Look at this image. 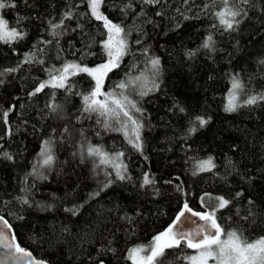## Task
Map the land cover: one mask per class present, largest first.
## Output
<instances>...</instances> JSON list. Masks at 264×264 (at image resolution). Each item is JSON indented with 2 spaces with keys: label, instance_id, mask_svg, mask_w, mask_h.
<instances>
[{
  "label": "trees",
  "instance_id": "obj_1",
  "mask_svg": "<svg viewBox=\"0 0 264 264\" xmlns=\"http://www.w3.org/2000/svg\"><path fill=\"white\" fill-rule=\"evenodd\" d=\"M4 2L15 7L0 9V17L23 39L0 41V214L22 247L46 264H132L129 251L148 247L185 203L215 212L225 231L264 237V0H230L242 10L234 30L215 15L221 0H104L100 10L124 29L128 48L102 91L119 94L121 82L141 75L158 85L145 96L138 87L123 90L140 109L131 110L139 149L129 142L133 126L125 135L119 124L106 128L104 117L84 111L83 97L95 86L86 73L33 95L65 64L108 59L106 29L88 0ZM53 24L61 25L55 36ZM234 77L242 87L229 112ZM251 97L256 102L247 104ZM196 116L209 123L191 132ZM45 141L50 165L41 155ZM89 146L110 163L89 155ZM209 158L214 167L201 171ZM217 197L229 204L219 208ZM193 252L181 244L158 260L187 264Z\"/></svg>",
  "mask_w": 264,
  "mask_h": 264
},
{
  "label": "snow or ice",
  "instance_id": "obj_2",
  "mask_svg": "<svg viewBox=\"0 0 264 264\" xmlns=\"http://www.w3.org/2000/svg\"><path fill=\"white\" fill-rule=\"evenodd\" d=\"M145 3L157 4L160 0H144ZM223 8L215 13L220 25L226 30H234V26L239 24L240 21L237 17H240L242 10L235 5L230 4V0H221ZM243 3H248V0H242ZM104 0H88V7L91 11V15L97 20L103 23V27L106 29L107 38L103 41V48L105 49L108 59L106 62L101 63L95 67L81 66L78 63L65 64L62 69L55 70L56 75H51L49 81L41 83L33 93H39L46 86L53 88H64L65 83L69 76H75L79 73H86L95 81V86L89 95L83 97L84 111L88 113H97L100 117H104V126L108 128L111 124H119L122 130H125L127 135V129L129 123L133 126L134 139L129 142L134 147L139 149L141 147L139 140V122L133 117L131 110L140 112L136 103L129 99L128 95H125V89L130 86L133 89L137 87L140 89L139 95L145 96L149 91H153L158 85L155 80L149 81L146 77L137 76L128 82H121L117 87L121 90L119 94L114 92H103L104 79L108 73L114 68L120 66L121 58L126 55L128 44L124 36V29L113 23L107 16L101 12V6ZM15 7L14 4H6L4 0H0V9L5 7ZM66 18L71 16V13L65 14ZM60 24H53V35H57L56 29ZM23 39V33L16 27H10L9 23L3 17H0V41L5 43H11ZM212 44V36H208L203 47L210 48ZM152 68L158 71L159 60L152 59L150 61ZM264 63V61H262ZM7 71H15V69H9ZM155 75V73H153ZM151 83L152 87H148ZM242 87L240 82L234 77L232 83V91L229 94L228 103L226 105V111H235L237 107V90ZM103 97V99H100ZM264 99V96L260 97ZM257 97L249 98L246 103L254 104ZM183 112L184 109L180 108ZM3 116L6 120L8 112H4ZM209 123L208 119L202 116H196L193 121V127L191 132L197 130L199 127H204ZM67 128L65 132H67ZM49 141H45V148L41 155L44 157L43 164L50 165L53 156L51 150L48 147ZM89 155H98L101 157L102 164L110 163V158L100 148L88 147ZM8 159H11L7 153L4 154ZM119 155H122L119 154ZM119 157L117 156V159ZM119 169L120 165H113ZM201 171L214 167L212 159L200 162L198 165ZM117 176L120 179H124V176L117 171ZM152 180L146 175L144 178V184H150ZM239 195V194H238ZM219 202V208H224L229 204V201L223 197L216 198ZM27 203V201H25ZM186 212H190L192 216H198L201 220L205 221V225L197 226L196 228L184 231L181 227V217L185 216ZM0 223L4 225V228L9 229L5 232L4 229H0V256L5 259L0 260V264H6L10 261L12 264H46L45 261L37 260L33 253L26 250L18 242H16L15 235L10 232L11 226L8 222L0 216ZM195 223V222H193ZM207 225H210L208 227ZM185 242L186 246L190 249L196 250V254L188 257L190 264H209L210 261L213 264H264V237L250 240L245 238L242 233L234 230L225 231L220 224L217 223L215 218V212L200 213L193 212L185 203L183 211L179 213L172 225L167 230L154 237L153 243L147 248L144 246L134 247L129 251L128 258L132 261V264H163V260H158L164 256L165 249H171L173 247H179L181 242ZM142 253H147L142 255Z\"/></svg>",
  "mask_w": 264,
  "mask_h": 264
},
{
  "label": "water",
  "instance_id": "obj_3",
  "mask_svg": "<svg viewBox=\"0 0 264 264\" xmlns=\"http://www.w3.org/2000/svg\"><path fill=\"white\" fill-rule=\"evenodd\" d=\"M192 211L193 212H197V211H194V210H192ZM0 216H2L4 218V220H6L8 222V225L11 226L10 232L15 235L16 242H18L17 237H16V232L14 230L13 225L10 223V221L4 215L0 214ZM181 221H182L181 227H182V229L184 231L192 230V229H194V228H196L197 226H200V225H205V221L201 220L198 216H192L190 212H186L185 216L181 217ZM193 222H195V223H193ZM207 226L210 227V225H207ZM0 229H4L5 232L9 231V229L4 228V225L2 223H0ZM4 259L5 258L3 256H0V260H4ZM6 264H12V262L8 261V262H6Z\"/></svg>",
  "mask_w": 264,
  "mask_h": 264
},
{
  "label": "rangeland",
  "instance_id": "obj_4",
  "mask_svg": "<svg viewBox=\"0 0 264 264\" xmlns=\"http://www.w3.org/2000/svg\"><path fill=\"white\" fill-rule=\"evenodd\" d=\"M231 91H232V90H231ZM231 91H230V92H231ZM131 127H132V125L129 123V125H128V129L131 128ZM132 133H133V135H134L133 129H132ZM152 243H153V242H152ZM152 243H151V244H152ZM151 244H150V245H151ZM181 244H184V245L186 246V243L183 242V241L181 242ZM145 248H147V247H145ZM193 250H194V249H193ZM145 254H147V253H142V255H145ZM195 254H196V250H194V252L192 253V255H195ZM192 255H191V256H192ZM187 264H190V261H189V260H188V263H187ZM209 264H213V262L210 261Z\"/></svg>",
  "mask_w": 264,
  "mask_h": 264
},
{
  "label": "bare ground",
  "instance_id": "obj_5",
  "mask_svg": "<svg viewBox=\"0 0 264 264\" xmlns=\"http://www.w3.org/2000/svg\"><path fill=\"white\" fill-rule=\"evenodd\" d=\"M190 208V207H189ZM184 209V208H183ZM190 209H192V210H194V211H197V212H200V213H203V212H201V211H198V210H195V209H193V208H190ZM183 211V210H182Z\"/></svg>",
  "mask_w": 264,
  "mask_h": 264
}]
</instances>
